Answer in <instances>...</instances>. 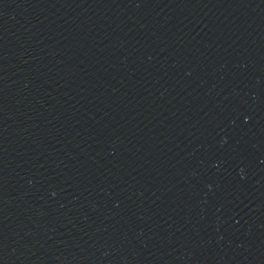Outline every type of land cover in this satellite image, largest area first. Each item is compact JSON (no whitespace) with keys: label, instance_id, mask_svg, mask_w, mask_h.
<instances>
[{"label":"water","instance_id":"1","mask_svg":"<svg viewBox=\"0 0 264 264\" xmlns=\"http://www.w3.org/2000/svg\"><path fill=\"white\" fill-rule=\"evenodd\" d=\"M0 264H264V0H0Z\"/></svg>","mask_w":264,"mask_h":264}]
</instances>
